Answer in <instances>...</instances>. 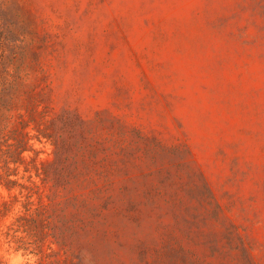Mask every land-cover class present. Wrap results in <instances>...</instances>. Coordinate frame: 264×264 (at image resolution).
I'll return each mask as SVG.
<instances>
[{"label":"rangeland","instance_id":"obj_1","mask_svg":"<svg viewBox=\"0 0 264 264\" xmlns=\"http://www.w3.org/2000/svg\"><path fill=\"white\" fill-rule=\"evenodd\" d=\"M0 66L85 139L107 205L69 256L237 264L238 233L264 264V0H0ZM18 207L0 264L36 260L2 236Z\"/></svg>","mask_w":264,"mask_h":264},{"label":"trees","instance_id":"obj_2","mask_svg":"<svg viewBox=\"0 0 264 264\" xmlns=\"http://www.w3.org/2000/svg\"><path fill=\"white\" fill-rule=\"evenodd\" d=\"M22 77L21 68L15 74L0 66V187L7 192L0 193V221L19 205L2 236L15 252L34 256L32 264H80L68 251L79 232L94 228L107 201L96 205L94 182L83 178L85 139L75 135V118L52 113L46 93L28 88ZM35 142L48 143L52 158H40ZM225 238L238 240L229 246L240 252L237 264H253L238 233Z\"/></svg>","mask_w":264,"mask_h":264}]
</instances>
